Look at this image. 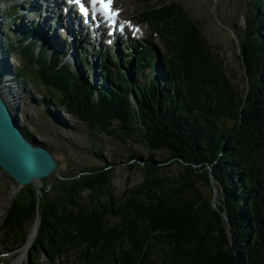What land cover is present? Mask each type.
I'll return each mask as SVG.
<instances>
[{"label": "trees", "instance_id": "16d2710c", "mask_svg": "<svg viewBox=\"0 0 264 264\" xmlns=\"http://www.w3.org/2000/svg\"><path fill=\"white\" fill-rule=\"evenodd\" d=\"M6 9L5 24L21 21L19 6ZM140 17L160 35L165 56L158 59L150 44L132 64L129 55L122 66L102 57L93 73L49 53L34 36L36 24L15 42L0 32L3 51L20 52L12 72L22 94L44 89L36 107L59 109L110 135L119 124L149 151L128 159V171L141 172L143 181L128 180L122 195L111 163L55 177L40 192L33 184L21 188L0 240L20 250L38 225L29 249L38 264L42 256L53 264L73 256L77 264H264V0H249L245 28H233L245 71L241 90L180 4L157 0ZM146 68L156 79L137 84ZM20 130L35 141L28 127ZM157 152L167 157L155 159ZM213 183L218 202L200 189L214 191Z\"/></svg>", "mask_w": 264, "mask_h": 264}, {"label": "rangeland", "instance_id": "374dc122", "mask_svg": "<svg viewBox=\"0 0 264 264\" xmlns=\"http://www.w3.org/2000/svg\"><path fill=\"white\" fill-rule=\"evenodd\" d=\"M1 1L2 0H0V3H4ZM31 1L32 3L27 5V9L32 7L38 0ZM49 1L50 0H47V2ZM166 1L168 3L175 2L183 7L184 11L188 13L190 18L201 29L204 40L207 45L211 47L215 57L222 63V66L232 83L236 88L240 90L243 89L245 87V71L239 57V41L233 28H237L239 32H242L245 28L249 11V0ZM116 2L124 11L123 17L131 19L137 24L141 23L138 21L137 13L138 15L142 14L150 5H157V0H152L151 4L149 0H116ZM7 6H9V4H7ZM1 9L2 8H0V11ZM27 20L31 22L32 18L29 17ZM43 21L44 19H42V22ZM52 21H54L53 18L47 24H51ZM1 23L2 20L0 17V24ZM142 24L146 34H153L150 25L147 23ZM9 27L14 29L13 35L16 34L14 26L6 24L2 31L3 35L6 37L10 34V30H12ZM52 32H50L48 28L45 31L44 34H46L45 36L48 38L47 41L53 38ZM154 37L153 44L157 47L158 55L163 58L166 54V50L163 47L161 38L157 35ZM55 40L57 43L58 41H63L62 37L57 36ZM142 42V40L133 41L135 44L134 48H136L138 44H142ZM120 47L119 50L121 49V53L119 54H122V45H120ZM62 49L64 50V47H62ZM2 50L3 49H0V53ZM96 50L101 49L98 47L95 48V50L94 48L89 49L85 44H81L75 55L77 57L79 54L81 57L85 58V60L82 59L81 63L76 65L74 62L76 57H73L74 60L66 57L64 62L70 65L74 70L76 69L80 72H86L87 68L92 69L93 64H95L96 67L98 64L101 68L102 63L98 60L100 55L94 53V57H92L91 54L92 51ZM49 51L51 52L52 50L49 48ZM87 51L88 53H86ZM102 52L103 57H107L110 53L108 47L103 48ZM8 54V64L6 65L4 62V70H8L9 76L4 75L5 71L3 72V75L0 78V88L3 89V87H7L6 90H9L10 85L15 86L13 92L17 95L18 102L12 111H16L18 114L16 116L18 117L19 126L28 127L31 133L35 136L36 142L33 141L31 143L34 144L35 142L40 144L42 142L48 147V150L53 154L56 161L60 162V177L64 176V174L70 175L85 169H97L104 166L105 163H111L114 164V179L112 184L117 195H122L123 191L128 188V180L130 181V186H135L143 181V175L141 172L136 170L131 172L128 171V159H130L131 156L137 155L147 158L149 155L148 149L143 143L139 142L137 137H130L127 133L122 134V129L119 124L116 127L113 126L111 129V133L116 130V136L110 135L101 130L88 128L86 124L59 109L49 108V110H46L45 107H36L35 103H40L45 99L44 89L39 87L38 91L33 92L29 88H25V93L22 94L20 89L21 85L19 83L20 81L15 78V75L12 72L20 64V52L11 51ZM115 59H117V57H115ZM93 60H95V63H93ZM96 67H94L93 70H95ZM143 75L144 76L140 80L136 81L137 84L144 83L147 85L157 77L155 74H151L149 68L144 70ZM57 112L64 125H61V123L55 119L54 115ZM118 136H121L122 139ZM97 154H101V156H98ZM155 154L158 155L155 158L158 160L162 157H167L165 152H157ZM170 163L172 165L174 162ZM170 171L175 175L177 172V166H171ZM55 177L57 176L51 175L48 178L42 179L41 182H46L50 185L56 181ZM35 187L37 188L36 184ZM200 189L205 190L204 192L207 197L212 196L213 202H218L219 199L215 200L214 198L216 194H218L217 198L220 197V193L216 188L214 191H210L206 186L200 187ZM20 190V185L0 168V226L4 221V218L7 216L8 211L14 205L16 200H18ZM37 190L40 192L42 191V188H37ZM33 229L34 228L31 230V234L34 231ZM4 242H6V238L3 236L0 240V264H36V262L33 263L32 261L33 253L29 251L32 244L29 247L25 246L19 251L11 252L10 249L12 246L7 243L5 244ZM73 259L74 256L69 259V261L61 259L55 264H77L72 261ZM39 264L53 263L47 257L42 256L39 260Z\"/></svg>", "mask_w": 264, "mask_h": 264}, {"label": "water", "instance_id": "95a60500", "mask_svg": "<svg viewBox=\"0 0 264 264\" xmlns=\"http://www.w3.org/2000/svg\"><path fill=\"white\" fill-rule=\"evenodd\" d=\"M34 144L21 132L18 117L12 114L0 91V168L21 188L51 175L60 177L53 154L42 145Z\"/></svg>", "mask_w": 264, "mask_h": 264}, {"label": "bare ground", "instance_id": "6f19581e", "mask_svg": "<svg viewBox=\"0 0 264 264\" xmlns=\"http://www.w3.org/2000/svg\"><path fill=\"white\" fill-rule=\"evenodd\" d=\"M51 1L47 2V0H38L37 2H35V4L33 5V10L37 11L39 10L38 14L35 16V21L37 22V25L39 27L38 33H44L47 28L49 29L50 32H52L53 30V37L55 38V36H61V37H66L68 39H70L73 43H74V48L75 51H73V53L70 55L71 57L69 59L73 60V57L76 54V51L79 50L80 44L83 43H89V39L87 37H85L83 35V33H81L79 31V29L75 28L73 23L67 24V22L63 19V15L61 14V8L59 6L51 8ZM40 2H43L44 7L40 8L41 4ZM53 18L54 21L51 22V24H47L51 19ZM42 19H44V21L42 22ZM32 21V20H31ZM42 22V24H41ZM31 22H27V24H30ZM49 26V27H48ZM70 40H67L68 42ZM70 41V42H71ZM59 47H62V44L59 45ZM8 55L2 50L0 53V78L3 75V72L5 71L4 75L9 76V72L7 69L4 70V62L7 65V57ZM85 60V59H83ZM93 63H95V60H93ZM95 65V64H94ZM129 74V79H131V75ZM15 80V78H14ZM2 83V81H1ZM4 85V84H3ZM7 87H3L0 88V91L2 93V97L3 99H5L8 107L10 108L12 114H16V111H12L13 108H15L16 103L18 102L17 99V95L13 92V90L15 89V86L10 85L9 90H6ZM17 89V88H16ZM15 110V109H14ZM41 181H37L36 182V186L37 188L41 189ZM218 194L215 195V200H217ZM36 228H34L33 233L31 234L30 238H29V242L27 244V246L29 247L33 241L34 238L36 237Z\"/></svg>", "mask_w": 264, "mask_h": 264}, {"label": "snow or ice", "instance_id": "6c2138e0", "mask_svg": "<svg viewBox=\"0 0 264 264\" xmlns=\"http://www.w3.org/2000/svg\"><path fill=\"white\" fill-rule=\"evenodd\" d=\"M73 2L77 4H81V0H73ZM92 4H100L104 6V11H110L111 10V5L113 4V0H91ZM81 11L84 13H87L88 9L81 6Z\"/></svg>", "mask_w": 264, "mask_h": 264}]
</instances>
